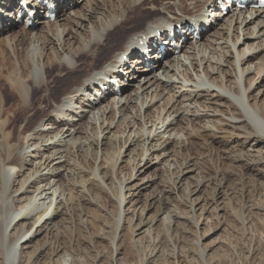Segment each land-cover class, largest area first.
<instances>
[{"label": "bare ground", "instance_id": "6f19581e", "mask_svg": "<svg viewBox=\"0 0 264 264\" xmlns=\"http://www.w3.org/2000/svg\"><path fill=\"white\" fill-rule=\"evenodd\" d=\"M143 1L149 2L142 6ZM156 1L79 0L74 11L67 10V13L59 16L54 23L42 21L38 16L37 28L30 31H25L12 22L7 24L10 29L2 27L0 37L7 35V38L2 42L6 44L1 46L12 53L23 45L28 33L34 35L26 47H23L26 52L24 65H28V69L22 72L23 74L17 69L16 76V66L12 67L15 71L7 67L9 75H12L11 81L6 78L10 82L9 90L21 103L19 107L14 106L12 123L9 118L5 120L6 123L1 122V125L5 124L3 126L11 128L6 133L2 129L3 136L0 141L2 151L5 152L6 159L8 158L3 162L5 166L2 165L7 170L3 177L6 178L8 169V173L14 175L15 166L19 168V176L28 166L31 170L27 178L21 180L20 188L16 192L20 207L13 209L6 224L7 233L18 226L21 230L13 240L5 264H24L25 250L31 248L32 241L43 231L52 232L50 225L54 219L51 218L50 211L53 205L56 216L63 215L62 211L58 212L64 203L59 200L62 189L58 193V188L62 185H58V182L61 179L60 174L65 171L69 173L66 164L71 156V151L63 150V147H75L81 140L80 136L87 134L89 130H99L104 134L101 137L103 145L117 125L123 127L127 123L132 125V128L137 127V130L140 128L139 133L142 132V135L140 134L138 139L136 136H128L122 146L128 144L129 147L140 150L141 154L136 156L141 164L146 159L152 161V165L147 166L143 175L151 174L150 170L155 166H168V170L175 166L177 169L176 157L190 151L185 141L174 140L175 149L169 148L172 145L170 141L159 142L157 137L160 131L164 130V134L184 133L189 141L192 138L189 133L191 128L202 127V123L220 126L218 124L222 122L224 126L243 130L241 133L245 142L241 145L250 146V143L254 142L249 150L252 153L250 155L258 154L256 156L264 158V106L251 104L257 81H264V59H258L264 52V10L240 11L225 17L214 12L215 0ZM71 2L64 0L65 6ZM7 3L0 0L1 16L6 14L10 17L17 7L16 3ZM206 10H211L213 15V30L204 34L202 40L196 44L189 42L184 46L179 42V48L182 49L179 56L167 54L163 63L158 60L159 55L153 49L151 56L158 70L149 73L135 49L139 40L143 37L152 39L151 35L156 29L162 31L175 24L186 27L189 23L206 20ZM148 15L156 17L149 19L143 29L134 30L141 26L139 22ZM16 32L20 33L19 38L11 40L8 35ZM189 40H193V36H190ZM170 46L168 44L169 50L175 53ZM108 54L111 55L107 56ZM114 82L123 90L120 98L113 95ZM70 84L72 86L68 87ZM105 89H108L110 94L104 95ZM263 92L259 91L257 96L263 95ZM4 98L5 102H11V98L6 97V94ZM157 105L159 108L155 114H148ZM21 115L26 127H18L16 124ZM117 116L119 122L114 126ZM173 116L177 118L170 120ZM224 116L229 117L228 120L223 119ZM36 117H39L37 126L27 135V132H30L28 126L32 118ZM150 124L151 129L146 133V126ZM251 124L256 126V133H252ZM154 127L156 132H159L152 136ZM203 129L215 140L217 135L212 129H206L205 125ZM96 137L92 146L99 147V133ZM224 139L226 138L223 137ZM205 142L212 145L208 143V138ZM39 143L41 147L38 146ZM188 144L193 145L191 142ZM120 157L121 152L117 160ZM160 158L161 160L156 162ZM236 161H243V157L239 154ZM260 162L261 160L257 164ZM182 167L180 171L184 176L193 171L191 161L184 163ZM134 176L132 174L131 179ZM3 177H0L1 188ZM103 177L105 180L109 179L108 175ZM96 183L93 179L89 181V186L93 187ZM147 184L150 185L148 182L143 185ZM199 186H203L201 180L198 181ZM34 187L35 194L30 196ZM65 191L64 188L63 192ZM194 206L193 204L192 211L196 212ZM176 215L171 219L174 226L179 224L181 218ZM36 216L37 221L32 223ZM142 223L137 227L140 232L138 235L147 233L143 229L148 225V220ZM26 226H31L30 230L24 231ZM43 251L42 247L36 251L37 264L41 262ZM61 264L77 263L64 259Z\"/></svg>", "mask_w": 264, "mask_h": 264}, {"label": "rangeland", "instance_id": "374dc122", "mask_svg": "<svg viewBox=\"0 0 264 264\" xmlns=\"http://www.w3.org/2000/svg\"><path fill=\"white\" fill-rule=\"evenodd\" d=\"M148 2L143 1L142 6ZM148 12L149 10L146 14ZM152 17L156 15L145 17L139 22L141 26L134 30L143 29ZM19 34L16 32L8 36L14 40L19 38ZM32 35L28 33L24 40L26 43H23L21 48L17 47L13 53L1 46L6 44L2 42L7 35L0 38V125L1 122L6 123L8 118L12 123L14 106L19 107L21 103L9 90L12 75L10 74V77L7 67L12 70L16 66L17 72L13 69L16 76L17 69L20 73L28 69V65H24L26 52L23 47H26L34 36ZM49 40L52 41L50 38ZM258 59H264V52ZM261 81L258 80L253 89L252 105L264 106V81ZM70 86L72 84L68 87ZM260 89L263 95L257 96ZM5 94L10 98L13 95L10 103L5 102ZM157 108L159 105L148 114H155ZM20 117L16 124L18 127H26L24 117ZM38 118H32L33 122L28 126L30 132H27V135L37 126ZM118 118L119 116L114 126L119 122ZM175 118L177 117L173 116L170 120ZM228 118L224 116L223 119ZM221 123L218 124L220 126L212 123H202V127L194 126L189 132L192 134L189 141L184 133L164 134V130L160 131L157 137L159 142L170 141L172 145L169 148L175 149L176 142L185 141L190 151L176 157L175 160L179 163L174 161L178 165L177 169L175 166L171 170H168V166H155L150 170L151 174L142 173L146 172L148 165H152V161L146 159L141 164L139 158L137 159L141 154L140 150H135L128 144L122 146L128 136H136L138 139L142 135V132L139 133L140 128L137 130V127L132 128V125L127 123L123 127L117 125L103 145L101 137L104 134L99 130H89L87 134L80 136L81 140L75 147H63V150L71 151L68 165L66 164L69 173L63 172V169L58 182V185H62L58 188V193L62 189L59 200H62L65 206L64 208L62 205L58 212L62 211L63 215L56 216L53 205L50 211L51 218L54 219L50 225L53 230L41 232L32 241L31 248L25 250L24 264H37V252L41 247L44 251L38 264H61L64 259H70L77 264H264V158L256 156L258 154L250 155L252 153L249 150L254 142L250 143V146H242L245 142L241 133L243 130L232 129ZM3 125L0 126V141L3 136L2 129L4 133L11 130ZM151 125L146 126V133L151 129ZM204 125L217 135L215 140L207 135L208 132L203 129ZM252 127V133H256V126ZM158 132L154 127L151 135L155 136ZM97 133L100 136L99 147L92 146ZM113 136L115 137L112 138ZM223 137L226 139L223 140ZM115 138L118 140L114 141ZM207 138L208 143L212 145L205 142ZM174 140L176 142H173ZM188 142L193 145L189 146ZM38 146L41 147V144ZM35 149L36 147L33 150ZM2 150L0 146L1 178L5 175L6 167L4 169L3 166L8 159ZM120 152L121 157L117 160ZM239 154L243 161L237 162ZM134 159L137 160L133 161ZM160 160L161 158L156 162ZM259 160L261 162L257 164ZM188 161H191L193 171L184 176L180 168L182 170V165ZM14 169V175L9 174L8 169V176L6 173V178L3 177V187H0V264L6 263L13 240L21 230L18 226L7 233L6 224L13 209L20 207L16 192L20 188L21 180L27 178L31 167L28 166L20 176L19 168L15 166ZM67 174L72 175L70 177ZM105 174L109 179H104L103 176H107ZM132 174L135 175L133 179ZM93 179L97 185L92 187L89 186V181ZM200 180L203 186L198 187ZM147 182L150 185H143ZM64 188L66 193L63 192ZM35 189L36 187L32 189L30 196L35 194ZM193 204L196 206V212L192 211ZM174 215L181 217L176 226L171 220ZM37 219L38 216L31 222H36ZM147 220L148 225L143 229L147 233L138 235V225ZM30 228L31 226H26L24 231Z\"/></svg>", "mask_w": 264, "mask_h": 264}]
</instances>
